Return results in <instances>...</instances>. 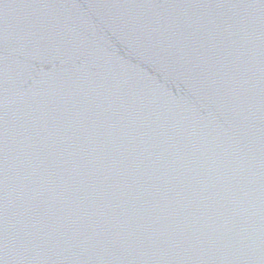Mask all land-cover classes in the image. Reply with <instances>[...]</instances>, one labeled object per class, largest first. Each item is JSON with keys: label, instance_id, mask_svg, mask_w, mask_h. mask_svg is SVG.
Listing matches in <instances>:
<instances>
[{"label": "water", "instance_id": "95a60500", "mask_svg": "<svg viewBox=\"0 0 264 264\" xmlns=\"http://www.w3.org/2000/svg\"><path fill=\"white\" fill-rule=\"evenodd\" d=\"M0 264H264V0H0Z\"/></svg>", "mask_w": 264, "mask_h": 264}]
</instances>
